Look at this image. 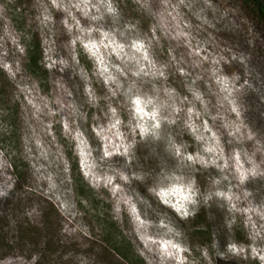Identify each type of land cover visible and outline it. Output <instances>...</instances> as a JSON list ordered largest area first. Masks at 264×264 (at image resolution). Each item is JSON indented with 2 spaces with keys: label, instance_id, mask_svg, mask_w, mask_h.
I'll return each mask as SVG.
<instances>
[{
  "label": "clouds",
  "instance_id": "9594fccd",
  "mask_svg": "<svg viewBox=\"0 0 264 264\" xmlns=\"http://www.w3.org/2000/svg\"><path fill=\"white\" fill-rule=\"evenodd\" d=\"M132 3L156 21L149 25L152 38L141 34L138 20L124 18L119 0H34V23L44 45L42 64L50 74H59L54 82L64 99L57 102L40 95L39 82L33 80L30 92L20 88L28 93L26 114L37 122L46 120L44 128L49 134L54 124L62 126V134L79 158L84 180L97 193L102 189L111 193L115 214H129L133 232L143 246L138 254L150 256L151 264H213V253L224 264L235 260L264 264V199L254 203L255 194L248 187L251 181L264 179V133L253 131L246 116L250 110L246 97L257 93L264 102V88L253 86L258 69L252 42L248 41L247 49L230 41H223L224 46L220 47L210 33L207 40L197 41L199 51H206L208 44L214 49L201 60L188 65L183 54L178 56L176 49L170 48L168 62H160L153 50L154 44L159 45L156 32L159 30L168 40H190L193 25L186 23L180 28L179 22L172 27L162 23L152 7L154 0ZM194 3L201 6L194 13L199 21L196 30L220 31L219 7H214L212 0ZM194 3L183 6L191 10ZM57 13L61 14L59 21ZM178 15L172 19L177 20ZM57 25L68 37L64 41L66 55L56 49L53 37ZM30 39L14 24L7 4L0 3V74L18 88L25 80L23 64L28 47L24 41ZM77 46L91 62L90 72L81 64ZM225 66H236V70L228 74ZM188 67L198 71H189ZM170 69L183 79L187 95L169 83ZM76 77L83 83V104L73 97V89L66 82ZM201 82L207 91L199 87ZM94 84L102 85L105 94L99 95ZM209 97H214V101ZM84 105L99 111L91 118V133L97 146H93L83 127L89 119ZM3 114L4 109L0 108V116ZM217 120L222 121L221 127L227 132V144L213 127ZM145 143L163 145V151L176 165L148 172L133 170L137 146ZM194 146L195 151L190 152ZM33 147L44 154L43 145L34 139L31 129L22 137L19 151L0 144V201L18 194L13 171L18 160L30 164L29 171L35 177L32 190L45 194L37 175L40 170L31 164ZM59 163L67 172L68 162L61 159ZM197 166L216 173L203 190L195 174ZM149 180L152 183L146 189L147 197L138 190H129L134 181L142 185ZM47 192L59 199L51 184ZM212 203L226 212L225 243L222 246L219 236H214L210 246H196V258L177 218L188 221L199 214L202 206L207 208ZM39 207V202L34 201L25 208V214L31 216ZM161 209L170 210L175 218ZM238 220L248 226L249 243L232 237ZM39 259V253H33L30 259L19 250L8 255L0 253V264H37Z\"/></svg>",
  "mask_w": 264,
  "mask_h": 264
},
{
  "label": "rangeland",
  "instance_id": "374dc122",
  "mask_svg": "<svg viewBox=\"0 0 264 264\" xmlns=\"http://www.w3.org/2000/svg\"><path fill=\"white\" fill-rule=\"evenodd\" d=\"M0 3L7 4L9 15L12 17L16 27L31 37L30 40L24 41L27 47L35 42L40 43L44 59L43 40L34 23L36 15L34 0H13L12 3H8V0H0ZM188 3H194V0H183V4ZM212 3L214 7L218 6L221 10V15L217 17V24L221 30L206 29L198 32L196 25L199 24V21L195 19L194 13L201 7L199 4L194 3V7L190 10L188 7L183 6L181 0H154L152 7L160 14L162 23L172 27L179 22L180 28H183L186 23L193 25V38L190 40L185 38H181L180 41L168 40L158 30L155 35L159 38V45L154 44L153 46L156 59L160 62H168L169 49L174 48L176 49V54L178 56L183 54L188 65H191L194 61L205 57L207 52L214 51L211 44L206 46V51H199L197 48V41L207 40L210 33L220 43V47L224 46L223 41H230L238 44L241 48L247 49L250 47L248 41H251L254 62L258 69V75L253 86L264 88V33L261 28L254 25L250 18L251 16L239 0H212ZM119 7L126 20L132 22L138 20L142 30L141 34H146L148 38H152L149 25L156 21L152 20L150 16L144 15L143 11L138 10V6L133 4L132 0H119ZM177 13L179 14L177 20H173L172 17L177 15ZM60 15L59 13L56 14L58 21ZM53 39L57 52L61 55H66L64 41L68 37L59 25H57ZM178 44L180 47H177ZM77 51L79 52L78 58L81 64L90 72L92 69L91 62L79 49V46H77ZM205 67H207V61H205ZM23 69L25 80L19 88L9 82L3 74H0V108H3L5 112V114L0 116V144L19 151L22 146V137L29 129L32 130L34 139L39 140L43 145V155L41 151L33 147L31 164H35L36 168L40 170L37 175L40 177V186L44 189L45 194L40 195L32 190L31 181L35 177L29 171L30 164L24 160H18L15 165L18 172L22 175L20 178L22 181L20 180L17 186L18 194L10 199L0 201V253L8 255L19 250L22 256L26 254L27 259H30L33 253H39L40 259L37 264H120L121 262L113 257L112 253L108 252L109 246L103 242L108 237V234H106L108 230L103 227V224L104 221H109L110 218V221L116 226V234L119 236L117 238L118 241L123 239V241L131 242L137 255L143 259L144 264H151L152 258L150 256L138 254L143 246L139 243L138 236L133 232L129 214L126 211L119 216L115 214L111 202V193L106 189H102L101 192L97 193L84 180L79 158L73 154L70 142L62 134V126L58 123L54 124L51 134H49L44 128L46 120L41 123L35 119H30L24 110L28 93L21 92L20 88H26L30 92L33 80L39 82L40 95L49 99H56L57 102L63 101V92L58 87V84L54 82L59 74H50L44 67L38 75L30 74L26 69V60L23 64ZM188 70L198 71V69L193 67H188ZM234 70H236V66H225V71L228 74H231ZM170 74L169 83L175 86L181 94L187 95L184 91L183 79L175 74V69H170ZM66 82L73 89V97L83 104L85 99L83 96V83L78 77ZM94 86L99 95L105 94L102 85L94 84ZM199 87L207 91L203 82L200 83ZM209 98L213 99V101L215 99L214 97ZM246 102L250 106V110L246 114L247 123L253 131L264 133V102H261L257 93L246 97ZM101 104L103 106V102ZM84 110L88 112L89 119L88 124L83 125V127L88 133L93 146H97L94 134L91 133V126L94 123L91 118L93 114H99V111L89 108L87 105H84ZM221 115L223 116L224 113H221ZM221 123L222 121L217 120L213 127L222 136V142L227 144L229 137L226 130L221 127ZM184 139L194 144L190 137L184 136ZM189 151L194 152L195 146ZM68 153H71L70 158ZM61 159L68 162L67 172L64 171L63 165L59 163ZM116 159L119 160L121 158L117 157ZM75 163L84 182L89 186L88 189L86 188L87 190H84V201L77 194L79 187L78 183L74 181L76 177L71 170V166ZM176 163L175 160L165 154L163 145L145 143L137 146L132 169H142L148 172L154 171L160 166L171 168ZM13 171L16 175L15 169ZM32 171H35V169ZM188 171L192 172L193 170L188 169ZM195 174L203 190L209 185L210 177L216 173L214 170H203L197 166ZM119 183L118 181L117 184ZM150 183H152L151 180L142 185L134 181L129 190H138L141 195L147 197L146 189ZM49 184H51L56 196L59 197L58 200L47 192ZM248 187L255 194L254 203L264 199V179L251 181ZM25 193H28V195H25ZM34 201L39 202V209L34 211L31 216L26 215L25 208H30ZM201 208L205 210L204 212H207V223L212 225L211 230L209 229L210 233L213 234L212 239L214 236H219L220 242L224 239L223 244H221L223 246L227 235L225 227L226 212L218 208L215 203H212L210 207L205 208L202 206ZM185 224L188 226L190 223L185 222ZM200 229L199 233L205 231L204 228ZM184 232L188 236L191 231L184 229ZM248 234V226L242 220H238L233 229L232 237L238 242L249 243L247 240ZM199 236L202 235L199 234L193 243L201 245L205 242L207 235H203L202 238ZM187 240L189 241L188 237ZM192 249L194 256L198 258L199 252L196 251V248ZM11 259H16V257H11ZM213 264H224V262L218 261L213 253ZM230 264H258V261L244 262L235 260L230 262Z\"/></svg>",
  "mask_w": 264,
  "mask_h": 264
},
{
  "label": "trees",
  "instance_id": "16d2710c",
  "mask_svg": "<svg viewBox=\"0 0 264 264\" xmlns=\"http://www.w3.org/2000/svg\"><path fill=\"white\" fill-rule=\"evenodd\" d=\"M239 1L248 11V14L251 16L250 18L252 19L254 25L260 27L261 31L264 33V0H239ZM42 61H43V57H42V50L40 47V43L35 42L29 45L27 52V59H26L27 71L30 74L38 75L43 68ZM68 155L70 158L71 153H68ZM13 169H15V172H17L16 179L18 186L20 180L22 181V179H20L22 175L18 172L16 165H14ZM71 170L73 175H75L76 177L74 181L78 183L77 185L79 187V190L77 194L78 196L82 197V200L84 201L85 200L84 190L86 188L88 189L89 186L84 182L76 163L71 166ZM204 211L205 210L201 208L199 214L195 218H190L188 221H179L177 218L179 227H181L183 230L187 229L188 231H191L187 237L189 238L188 242L192 248H196V246L199 244V243L198 244L193 243L194 240L198 238L197 236L199 234H201L202 236L207 235V237H205V242L202 244L200 243L202 246L211 245L213 243V239H212L213 234L210 233L212 225H209L207 223L208 222V218L206 215L207 212ZM169 214L172 215L173 218H175L174 213H171L169 211ZM185 222H189L190 224L187 226ZM103 227H105L108 230L106 233L108 234V237H106V239L103 240V242L105 245L109 246L108 252L112 253V256L117 258V260L121 262L120 264H144L143 259L137 255V253L134 250L133 244L131 242L125 240L123 241V239L122 240L120 239L118 241L117 238L119 236L116 234L117 231L116 226L112 221H110V218L109 221L108 220L104 221ZM200 228H204L205 231L203 233L201 232L199 233L198 231L201 230ZM202 236L199 237L202 238ZM223 242L224 239L221 240V244H223Z\"/></svg>",
  "mask_w": 264,
  "mask_h": 264
}]
</instances>
